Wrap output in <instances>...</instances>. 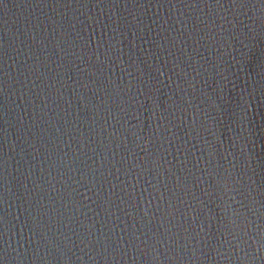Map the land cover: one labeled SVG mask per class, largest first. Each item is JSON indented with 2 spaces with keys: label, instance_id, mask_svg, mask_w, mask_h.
<instances>
[{
  "label": "water",
  "instance_id": "1",
  "mask_svg": "<svg viewBox=\"0 0 264 264\" xmlns=\"http://www.w3.org/2000/svg\"><path fill=\"white\" fill-rule=\"evenodd\" d=\"M0 264H264V0H0Z\"/></svg>",
  "mask_w": 264,
  "mask_h": 264
}]
</instances>
